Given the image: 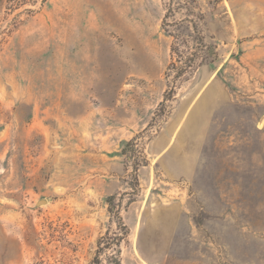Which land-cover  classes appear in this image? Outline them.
Masks as SVG:
<instances>
[{"label": "rangeland", "instance_id": "1", "mask_svg": "<svg viewBox=\"0 0 264 264\" xmlns=\"http://www.w3.org/2000/svg\"><path fill=\"white\" fill-rule=\"evenodd\" d=\"M175 23L211 47L181 76ZM105 235L102 264H264V0H0V264Z\"/></svg>", "mask_w": 264, "mask_h": 264}, {"label": "trees", "instance_id": "2", "mask_svg": "<svg viewBox=\"0 0 264 264\" xmlns=\"http://www.w3.org/2000/svg\"><path fill=\"white\" fill-rule=\"evenodd\" d=\"M44 0H41V3H43ZM171 9L168 8V12H170ZM168 14H165L164 17H167ZM164 24H167V22H165L164 20ZM168 25V24H167ZM175 26L177 28H175L174 30H166L168 32L169 35L172 36L173 41L171 44V52L177 54L179 57H183V60H179L180 61V65L177 66V72H176V76H181L184 75L186 73H189L195 66L196 62L199 59L200 63H203L206 61V56L205 53H208L211 49L210 45L206 44L204 41V37L202 34H191V33H186L187 34V38L185 37V35L182 33V25L181 23H175ZM193 32V31H192ZM183 44L186 49L188 48V53H186L185 55L183 54L182 50H180V45ZM197 60V61H196ZM171 65H175V63L172 61L170 62ZM120 228H124V225L121 224ZM122 234H114L113 237H109L107 239V236H101L98 241H97V251L95 253L94 258L92 259V261L90 262V264H102V261L100 259L99 256V252L102 250V248L104 246H102V243L105 239L106 242L105 244H108V240L111 238V240H113L111 243H113L114 245L119 244L120 240L122 239ZM108 246H105V248H107ZM114 252H116V250H114ZM108 262L110 264H121L120 259L118 258V254L113 255L111 258H109Z\"/></svg>", "mask_w": 264, "mask_h": 264}, {"label": "water", "instance_id": "3", "mask_svg": "<svg viewBox=\"0 0 264 264\" xmlns=\"http://www.w3.org/2000/svg\"><path fill=\"white\" fill-rule=\"evenodd\" d=\"M41 201H44V200H40V201H38V203H40Z\"/></svg>", "mask_w": 264, "mask_h": 264}]
</instances>
